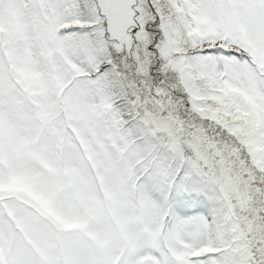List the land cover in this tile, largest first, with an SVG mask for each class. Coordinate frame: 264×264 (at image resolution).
Listing matches in <instances>:
<instances>
[{
  "label": "snow or ice",
  "instance_id": "6c2138e0",
  "mask_svg": "<svg viewBox=\"0 0 264 264\" xmlns=\"http://www.w3.org/2000/svg\"><path fill=\"white\" fill-rule=\"evenodd\" d=\"M0 264H264V0H0Z\"/></svg>",
  "mask_w": 264,
  "mask_h": 264
}]
</instances>
